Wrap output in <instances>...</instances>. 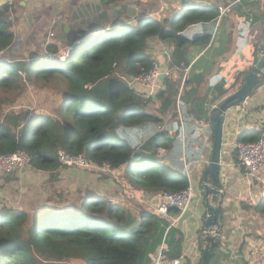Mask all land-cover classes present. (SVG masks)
<instances>
[{"label": "trees", "instance_id": "16d2710c", "mask_svg": "<svg viewBox=\"0 0 264 264\" xmlns=\"http://www.w3.org/2000/svg\"><path fill=\"white\" fill-rule=\"evenodd\" d=\"M20 1L14 5L21 10ZM236 1L224 0L232 18L226 17V11L219 19V6L210 2L182 1L175 15L165 18L141 10L138 0H106L120 7L111 28L88 37L83 32L77 39L85 38L72 44L63 59L60 54L66 45L55 43H45L44 52L19 60L0 57V93L14 91L12 96H0V114L28 81L36 86L41 80L64 85L56 91L64 98L60 119L37 114L20 126L24 115L3 116L0 155L24 150L32 167L52 172L60 166L57 150L62 149L84 154L96 167L107 163L122 168L133 192L156 196L185 189L184 163L202 158L206 137L213 141L211 126L200 134L201 123L209 121L210 108L235 91L246 74L242 70L231 81L220 74L219 63L229 50L233 29L245 31V24L249 27L264 17L261 0ZM131 14L134 25L124 18ZM12 23L6 13L0 14V50L13 41ZM224 23L231 24L226 35ZM153 38L172 46L164 61L167 68L180 72L178 79L165 78L154 95L146 97L130 88L128 80L152 68L148 49ZM255 47L251 44L253 53ZM196 54L199 57L193 61ZM137 100V107H129ZM156 101L158 110L149 111ZM258 137V129H252L237 140L253 142ZM253 210L264 214V200ZM169 225L156 212L142 210L137 218L100 196H87L65 208L43 205L31 212L4 206L0 207V264H153L162 243L169 256L181 254L183 236ZM201 232L196 234L200 246Z\"/></svg>", "mask_w": 264, "mask_h": 264}, {"label": "crops", "instance_id": "0c3cea01", "mask_svg": "<svg viewBox=\"0 0 264 264\" xmlns=\"http://www.w3.org/2000/svg\"><path fill=\"white\" fill-rule=\"evenodd\" d=\"M14 1L0 8V14L6 13L8 19L13 21L11 26L14 35L13 41L9 48L0 50L1 57L8 60H19L23 56L42 53L45 51V43L64 44L66 46L63 47V50L69 47V36L65 34L64 37H59L56 32L57 22H54L56 19L59 20L58 17L63 15L64 9L69 6L75 7L80 4L89 5L91 3L109 6L110 22L106 26L107 29L111 28V20L116 17V11L120 8L117 9V6L108 4L106 0H26L25 5H21V2L24 1L22 0L18 3L23 7L20 10L17 4L14 5ZM182 1L186 0H153L154 3L159 2L163 8L160 9L161 12L152 13V15H160L165 18L173 17ZM194 1L215 3L219 9H226V17L230 15L229 6H224V0ZM261 4L264 5V0H261ZM130 6L136 7L135 4ZM66 18L67 14H64L62 16L63 21ZM231 18L232 15H230ZM81 20L79 19V21ZM260 23V27H256L258 26L256 22L249 27L248 24H245L247 25L245 31L238 29V26L233 29L231 35L233 40L231 39L229 50L219 63L223 65L220 74L227 77L228 81H231L233 76L242 70L247 72L250 67L254 54L251 44H257L263 35L262 22ZM101 29L90 30V28H86L85 32H88L86 37L93 34L92 32L105 30V28ZM51 32L55 33V38L50 41L48 37ZM223 32L224 35L231 32L230 23H224ZM16 40L19 41V47L23 48V54L20 58H15L13 53L15 48H12V44ZM217 45L218 43L215 44V47ZM153 49V43L150 41L148 52L153 61H157ZM169 50L171 51V49ZM169 52L166 53L167 57ZM198 57V54L193 55V61ZM158 63L162 67H167L161 61ZM204 64L209 66L210 61L206 60ZM236 66H238L237 70H235ZM179 72L180 70L171 69V76L174 80L179 78ZM262 74L264 75V69ZM16 93L17 95L11 103L2 106L0 121L3 120L5 114L10 117L24 115L25 118L21 121L20 126L25 124L27 117L37 114H46L53 119H60V106L64 99L62 95L58 93L44 95L40 87L29 81L25 88ZM13 94L14 91L10 90L4 91L0 96L6 97ZM138 103L139 100L129 107H137ZM263 120L264 85L240 105L230 108L225 114L220 150V181L224 190L221 201V234L219 245L215 249L209 264H264V214L253 210V206L264 200V169L253 176H249L235 165L237 158L235 142L238 141V136L244 131L257 130ZM11 127L13 131L18 129L14 128L13 124ZM203 144L202 158H194L189 162V168L192 169L191 178L197 195L195 205L192 208L189 205L182 214H176V209L170 213L173 221L172 227L177 228L183 236L181 254L185 256L186 264H198L202 256L201 246L196 236L197 231L203 228V216L205 215L199 180L209 158L212 141L206 137ZM198 175H200V179H197ZM90 195L92 197L100 196L105 201L113 197L115 203L117 202L123 208L126 207L125 209H128L137 218H139L142 210L154 212L159 202L156 196H149L147 192L141 190L133 192L129 185L127 186L122 168L116 169L114 173L62 166L57 167L52 172L36 169L32 166L10 174L0 171V207L7 206L26 212L34 211L43 205L65 208L71 203H80L83 198Z\"/></svg>", "mask_w": 264, "mask_h": 264}, {"label": "water", "instance_id": "95a60500", "mask_svg": "<svg viewBox=\"0 0 264 264\" xmlns=\"http://www.w3.org/2000/svg\"><path fill=\"white\" fill-rule=\"evenodd\" d=\"M13 0H0V8L5 7ZM25 1L21 5H25ZM119 6L116 8L118 9ZM67 14V18L63 21L62 16ZM57 22L56 32L59 37L69 36V47L72 44L80 42L82 33L86 28L107 29L110 22L109 6H103L101 3H91L89 5L80 4L79 6H69L64 9ZM86 16V19H84ZM79 19H82L79 21ZM263 35L256 44L253 60L246 74L243 76L241 85L232 93L222 98L212 108H210L209 123L213 132L212 147L209 158L202 171L201 193L205 208L204 224L200 236L201 245V261L200 264H209L214 250L218 247L221 234V201L224 196V190L220 181L221 163L220 150L222 141V129L226 112L244 102L258 88L264 85V17L261 20ZM101 29V30H102ZM73 39V41H72ZM19 46V41H14L12 48ZM3 54V53H2ZM2 55H0L1 57ZM164 75L159 77L163 82Z\"/></svg>", "mask_w": 264, "mask_h": 264}, {"label": "built area", "instance_id": "2783aa9c", "mask_svg": "<svg viewBox=\"0 0 264 264\" xmlns=\"http://www.w3.org/2000/svg\"><path fill=\"white\" fill-rule=\"evenodd\" d=\"M225 11L226 9H220L219 19ZM218 22L216 23L215 30L218 27ZM54 36L55 33L51 32L49 33L48 39L51 41ZM212 37H214V35ZM69 49L70 47H66L63 51L67 54ZM13 53L15 58H20L23 54V48L18 46L13 49ZM63 58L64 57H62V59ZM161 75H164L165 78H172L171 69L162 67L157 61H153L152 68L148 72L140 74L136 77H131L128 80V85L134 91L139 93V95H144L146 97L153 96L155 87L161 86L162 82L159 80ZM184 77L185 74L183 76V80ZM170 114L171 113H169V115ZM208 126H210L209 121L201 123L200 134L203 133ZM258 131L259 137L253 142H235V149L237 153L235 165L249 176H253L264 169V120L260 122ZM159 153L162 155L164 150L160 148ZM57 158L60 166L66 168L95 169L108 173H114L116 170L111 168L107 163H103L100 167H96L93 162L82 153L71 154L62 149H58ZM30 166L31 158L24 150H17L11 154L0 155V171L3 173L10 174ZM184 166L187 171L188 186L179 192L158 193L156 195L159 202L155 207L154 212H156L161 218L170 221L169 227L173 225L169 210L176 209L179 211V214H182L187 210L195 197V188L191 178L189 163H184ZM106 201L108 203H115V199L113 197L108 198ZM166 252L167 248H165L164 243H162L158 248L153 264H186V259L183 254H180L177 257H171Z\"/></svg>", "mask_w": 264, "mask_h": 264}, {"label": "rangeland", "instance_id": "374dc122", "mask_svg": "<svg viewBox=\"0 0 264 264\" xmlns=\"http://www.w3.org/2000/svg\"><path fill=\"white\" fill-rule=\"evenodd\" d=\"M128 1H130V2H133V1H131V0H128ZM136 2V1H135ZM141 2V10H145L146 12H148V13H159V11H160V9L162 10V8L163 7H161V5H159V2L158 3H154L153 2V0H141L140 1ZM141 10H139V11H141ZM161 12V11H160ZM132 16H133V14H131V15H129V16H125L124 18L128 21V22H130L131 21V24L132 25H134L135 24V22L132 20L133 18H132ZM256 24L258 25V26H256V27H260V21H257L256 22ZM222 28V27H221ZM221 28H220V30L219 31H221ZM150 41H152V43H153V51H154V55H156L157 56V61L158 62H160L161 61V63H163V64H165V61H164V57L166 56V53H167V51L169 52L170 50L169 49H171L172 48V46L169 44V43H167V42H162V41H160V40H158V39H156V38H153V39H151ZM65 54H66V52L65 51H63L61 54H60V59H62V57H65ZM155 59V60H156ZM37 86H39L40 88H41V92L44 94V95H50V94H54V93H57L56 91L57 90H59V89H62L63 87H64V85L62 84V83H59V84H56V82L54 81V80H52V81H50L49 83H48V85L44 82V81H39V82H37ZM51 90V91H50ZM53 91V92H52ZM2 93V92H1ZM0 93V94H1ZM155 106V107H154ZM154 106L153 105H150V108H152V109H150L149 111H154L155 109L156 110H158V107H159V102H157L156 104H154ZM193 166L195 165V164H192ZM191 166V165H190ZM190 170H191V172H192V169H191V167H190ZM200 177V175H198V177H197V179H200L199 178ZM196 192H195V197L193 198V201L191 202V204H190V208H192V207H194V205H195V202H196ZM117 203V202H116ZM115 203V204H116ZM124 208H126V207H124ZM128 210V209H127ZM76 264H82L81 262H79V263H76Z\"/></svg>", "mask_w": 264, "mask_h": 264}]
</instances>
